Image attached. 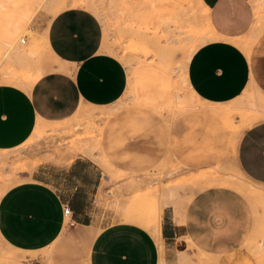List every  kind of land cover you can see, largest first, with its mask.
<instances>
[{
  "label": "rangeland",
  "instance_id": "1",
  "mask_svg": "<svg viewBox=\"0 0 264 264\" xmlns=\"http://www.w3.org/2000/svg\"><path fill=\"white\" fill-rule=\"evenodd\" d=\"M185 4L174 9L167 0H0V84L30 92L33 77L57 64L44 32L35 27L49 23L69 7L86 8L100 19L103 49L118 57L128 72V86L118 102L101 108L86 105L71 118L53 124L37 117L33 132L21 145L0 149V197L43 163L68 165L79 156L89 158L102 168L106 178L99 194L107 211L100 215L103 224L140 225L152 234L159 250L163 245L152 233V224L156 214L162 215V203L164 208L169 203L177 205L180 222L184 205L196 191L217 186L239 190L256 212L259 206L264 208V186L246 179L233 163L228 167L239 138H233L221 118L205 117L198 111L187 113L189 102L207 103L189 84L193 55L188 36L195 33L194 26L201 28L206 38L198 45L201 47L212 41L213 34L207 24V7L198 0H186ZM255 101L264 110L253 85L237 99L220 104L233 110L234 123L242 130L250 123H241L240 111L234 106ZM146 142L154 149L151 167L133 171L116 167V161L141 160L136 151ZM70 228L74 227H65L54 245L40 250L15 247L0 232V264H89L90 236H78ZM195 246L189 249L193 251ZM179 257V264H264V221L261 231L231 255H214L197 248ZM159 264L172 263L160 258Z\"/></svg>",
  "mask_w": 264,
  "mask_h": 264
},
{
  "label": "crops",
  "instance_id": "2",
  "mask_svg": "<svg viewBox=\"0 0 264 264\" xmlns=\"http://www.w3.org/2000/svg\"><path fill=\"white\" fill-rule=\"evenodd\" d=\"M203 2L220 38L193 54L188 67L190 86L204 101L226 103L254 85L264 106V20L259 23L264 18V0ZM35 28L44 32L57 64L40 76L30 92L0 84V149L21 145L33 132L37 117L53 124L71 118L86 105L108 107L123 97L128 86L127 68L103 49L104 28L92 11L69 7ZM232 39L253 42L250 53ZM195 111L220 118L206 109L189 112ZM260 112L262 117L238 134L228 167L233 163L246 179L264 186V110ZM136 152L141 160L116 161V167L124 171L151 167L154 149L149 142ZM24 177L0 197V232L5 241L28 250L54 245L65 230L64 206L69 205L76 226L68 230L90 236L89 264H159L160 258L179 264L182 252L193 253L197 248L231 255L261 231L264 221V208L259 206L256 212L239 190L208 187L196 191L184 205L180 222L176 204L169 203L164 210L162 205L163 248L159 250L152 234L140 225L103 224L100 215L107 211L99 194L106 178L93 160L79 156L68 165L43 163ZM192 244L196 245L193 251Z\"/></svg>",
  "mask_w": 264,
  "mask_h": 264
},
{
  "label": "bare ground",
  "instance_id": "3",
  "mask_svg": "<svg viewBox=\"0 0 264 264\" xmlns=\"http://www.w3.org/2000/svg\"><path fill=\"white\" fill-rule=\"evenodd\" d=\"M199 1V3L203 6V7H205L206 8V6H205V4H204V2H203V0H198ZM167 2H168V4L172 7V8H174V9H177L178 7H180V6H183L184 4H185V2H186V0H167ZM186 5V4H185ZM207 9V8H206ZM164 13H165V11H164ZM166 14V13H165ZM180 18H182V17H180ZM180 18L178 19V20H180ZM175 22H176V20H175ZM169 23V22H168ZM208 27H209V31L211 30V36H212V34H213V39L212 40H215V39H218V38H220V36L217 34V32L215 31V29H214V27H213V25H212V23H211V21H210V18L208 17ZM148 26V25H147ZM143 27V26H142ZM170 27V26H169ZM178 27H180V25L178 26ZM145 29V28H144ZM176 29V28H175ZM183 29V28H182ZM201 29V28H200ZM200 29L197 27V26H194V28H193V30H194V32L195 33H193V35H190V38H189V36H188V39H190L191 40V44H190V47L189 48H191V50H192V55L194 54L193 52H195L196 50L195 49H197L199 46L198 45H200L201 43H203L204 42V40H206V38L204 39V37H203V34H202V32L200 31ZM25 30H29V32L31 33V34H33V35H35L36 34V32H35V30L34 29H30V28H26ZM177 30V29H176ZM261 30V29H260ZM181 31V30H180ZM179 31V32H180ZM184 31V30H183ZM186 32V31H185ZM179 34V33H178ZM178 34H177V36H178ZM180 34H181V32H180ZM183 32H182V37L181 38H183ZM207 34V33H206ZM207 36V35H206ZM205 36V37H206ZM185 37H186V35H185ZM177 39H178V37H177ZM197 40V39H199L200 41V43H196L195 42V40ZM181 40V39H180ZM185 40V39H184ZM233 40V39H232ZM177 41V40H176ZM235 43H237L240 47H242L244 50H246V52H248L247 54H249L250 53V48H251V45H252V43L253 42H250V44L248 45V44H245L244 42H242V41H235V40H233ZM22 42L23 43H25L26 42V40L25 39H22ZM178 42V41H177ZM180 42V41H179ZM179 42L177 43L178 45H179ZM5 43H7V42H5ZM181 43V42H180ZM8 45H10L11 46V44H9V43H7ZM170 44H172L171 42H170ZM198 46V47H197ZM12 47V46H11ZM173 48H174V46H173ZM176 49H178V47H176ZM11 50V49H10ZM105 50H106V48H105ZM174 50V49H173ZM186 50H188V49H186ZM186 53H187V51H185ZM39 54V53H38ZM188 54V53H187ZM190 55V54H189ZM188 55V56H189ZM9 56V52H7L6 53V55H5V58H7ZM187 56V55H186ZM185 56V57H186ZM160 59V58H159ZM189 59V58H188ZM168 60V59H167ZM189 61H190V59H189ZM166 64V63H165ZM167 65H169V62L167 63ZM187 65V64H186ZM40 74H37V75H35L34 77H33V79H32V81H31V83H30V88H32L33 87V85L40 79ZM178 89V88H177ZM178 100H180V99H178ZM183 101V100H182ZM200 102V101H199ZM186 103H188V102H186ZM185 103V105H184V107L185 106H187L188 104H186ZM183 106V105H182ZM188 107V112L189 111H193V110H197V109H204V108H207V109H209V110H212V111H214L217 115H219L220 116V118L224 121V123L226 124V126L230 129V131L233 133V135H234V137L233 138H237V136H238V134L240 133V131H241V129H240V127H238L235 123H234V118H233V110L232 111H230V110H225V108L223 107V105L222 104H220V103H211V102H207V103H205V102H203V101H201L200 103H198V104H196L195 103V105H191L190 104V102H189V105L187 106ZM235 107H237V109H238V111H240L239 113H240V117H241V123L242 124H245V123H251V122H253V121H255L256 119H259V118H261L262 117V113L260 112V107H261V103H259V102H254V103H252V104H250V105H241L240 104V106H234V109H235ZM183 108V107H182ZM214 113V114H215ZM95 120V119H94ZM79 127L78 126H76V129H78ZM235 141V140H234ZM233 141V142H234ZM232 146H233V144H232ZM233 148V147H232ZM204 178V177H203ZM6 181V180H5ZM246 190V189H245ZM248 191V190H247ZM248 194H249V191H248ZM255 195V194H254ZM261 195H264V194H262L261 193ZM258 197V196H257ZM162 205L164 206V203H162ZM167 205V204H166ZM164 208V207H163ZM160 224H161V216H160V214H158L157 215V217H156V219H155V222H154V224L152 225V233L154 234V236L156 237V239L159 241L160 240ZM161 245V244H160ZM161 247V249H162V246H160ZM12 252V251H11ZM43 252V251H42ZM12 255V254H11ZM14 256V255H13ZM8 257V256H7ZM14 259L15 260H17V257H14ZM1 261V260H0Z\"/></svg>",
  "mask_w": 264,
  "mask_h": 264
},
{
  "label": "built area",
  "instance_id": "4",
  "mask_svg": "<svg viewBox=\"0 0 264 264\" xmlns=\"http://www.w3.org/2000/svg\"><path fill=\"white\" fill-rule=\"evenodd\" d=\"M64 216H65V225L67 227H75L76 226V221L72 216V211L69 205L64 206Z\"/></svg>",
  "mask_w": 264,
  "mask_h": 264
}]
</instances>
